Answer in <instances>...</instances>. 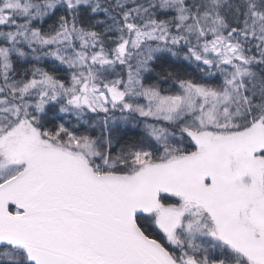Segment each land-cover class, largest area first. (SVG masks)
<instances>
[{"label": "snow or ice", "instance_id": "1", "mask_svg": "<svg viewBox=\"0 0 264 264\" xmlns=\"http://www.w3.org/2000/svg\"><path fill=\"white\" fill-rule=\"evenodd\" d=\"M0 264H264V0H0Z\"/></svg>", "mask_w": 264, "mask_h": 264}]
</instances>
